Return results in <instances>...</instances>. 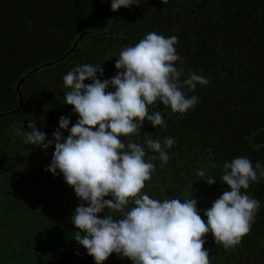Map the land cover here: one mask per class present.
Here are the masks:
<instances>
[{
	"label": "trees",
	"instance_id": "1",
	"mask_svg": "<svg viewBox=\"0 0 264 264\" xmlns=\"http://www.w3.org/2000/svg\"><path fill=\"white\" fill-rule=\"evenodd\" d=\"M139 3L113 12L111 0H0V264H95L74 240L71 217L81 201L62 174L45 171L54 144L47 150L25 145L17 129L29 131L34 120L51 140L62 116L70 128L78 116L64 104L69 89L63 77L91 64L102 67V80L112 78L121 49L148 32L178 38L181 82L191 70L209 83L182 88L186 97H198L186 113L159 102L149 107L161 113L166 128L145 120L141 132L121 138L142 145L145 160L155 165L142 192L161 201L193 197L206 221L204 210L230 190L220 181L225 162L245 157L253 167L264 166V0ZM168 137L175 143L163 164L144 141ZM207 178L216 183L208 185ZM242 194L259 201L251 230L228 250L209 233L210 264H264V178ZM104 264L132 262L113 253Z\"/></svg>",
	"mask_w": 264,
	"mask_h": 264
},
{
	"label": "clouds",
	"instance_id": "2",
	"mask_svg": "<svg viewBox=\"0 0 264 264\" xmlns=\"http://www.w3.org/2000/svg\"><path fill=\"white\" fill-rule=\"evenodd\" d=\"M134 4L138 6L139 0H111V10ZM177 43L176 36L148 32L134 46L121 49L115 63L117 73L110 79L100 78L101 66L77 65L63 77L64 87L69 89L64 104L78 116L76 123L69 128L70 119L62 116L51 140L37 129L34 120L27 125L29 131L17 129L25 145L47 150L54 144L45 171L62 174L81 201L71 217L78 229L74 240L95 264H104L113 253L132 264H210L204 238L210 233L225 250L235 248L250 232L260 207L259 201L242 194V189L264 178V166L257 162L253 167L245 157L224 163L220 181L230 190L204 210L206 221L193 197L161 201L142 192L155 165L145 160L142 145L131 140L125 144L121 138L141 132L145 120L153 128H166L161 113L149 112V107L159 102L173 113H186L195 107L198 97H186L182 88L195 91L197 84L209 83L191 70L188 78L180 81L183 69L176 67L181 59ZM86 80L91 83L85 84ZM61 129L68 131L67 137ZM144 143L166 164L170 159L166 150L175 140L168 137L161 143L146 139ZM198 175L205 173L199 171ZM204 181L210 186L216 183L214 178ZM105 210L121 215H105Z\"/></svg>",
	"mask_w": 264,
	"mask_h": 264
}]
</instances>
